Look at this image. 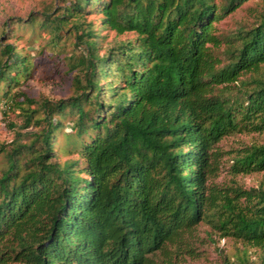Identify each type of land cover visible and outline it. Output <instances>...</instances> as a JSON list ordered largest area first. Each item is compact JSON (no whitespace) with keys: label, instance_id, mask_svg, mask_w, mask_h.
<instances>
[{"label":"trees","instance_id":"obj_1","mask_svg":"<svg viewBox=\"0 0 264 264\" xmlns=\"http://www.w3.org/2000/svg\"><path fill=\"white\" fill-rule=\"evenodd\" d=\"M62 1L24 24L54 45L72 38L70 96L13 91L29 58L0 44V101L18 107L22 127L38 126L0 148V264H177L199 222L264 250V189L209 182L224 136L264 131V12L220 37L216 23L248 0ZM88 13L134 37L99 54ZM59 133L75 158L57 161ZM229 159L231 175L263 171L264 143Z\"/></svg>","mask_w":264,"mask_h":264},{"label":"rangeland","instance_id":"obj_2","mask_svg":"<svg viewBox=\"0 0 264 264\" xmlns=\"http://www.w3.org/2000/svg\"><path fill=\"white\" fill-rule=\"evenodd\" d=\"M219 1L221 0H216ZM63 4L62 0H0V44L12 43L18 51L29 58L28 71L25 76L19 78L13 91L21 90L28 98L37 101L46 99L54 102L73 93L74 71L69 69L72 62L70 54L77 51L72 45V38L62 37L54 45L49 42L48 32L38 29L36 25L32 28L24 22L29 16L40 17L43 12H47L50 16L57 15ZM263 12L264 0H248L216 23V33L220 37L230 36L239 27L250 26ZM17 20L21 25L17 24ZM84 21H90L99 34V54L114 41L134 37V33L131 32L116 35L113 31L100 29L99 15L95 13L85 14ZM223 47L224 43L220 45L219 50ZM78 50L83 51L82 46H79ZM248 76L247 73L240 78L245 79ZM16 100L19 101L21 98ZM31 106L35 107V104ZM3 109L4 113H2ZM22 120L21 112L16 105L12 103L6 107L3 100L0 101V148H8L15 139L23 142L37 129L38 126L34 125L33 120L28 127H22ZM68 126L69 123L65 125L64 130ZM251 143H264V131L224 136L217 143V148L221 152L219 167L216 174L209 177V182L226 185L230 180H234L243 188L264 189V170L236 175H231L228 170L232 152ZM54 148L59 162L76 157L75 154L69 153L70 147L66 144L62 133L56 136ZM4 166L5 159L0 149V171ZM182 241L192 251L181 253L177 259L172 256L177 264H221L224 258L234 260L237 256L247 257L255 263L264 259V250L231 237H222L204 222H199L190 234H184ZM167 247L171 249L172 246ZM154 258L159 261L163 255L157 252Z\"/></svg>","mask_w":264,"mask_h":264}]
</instances>
